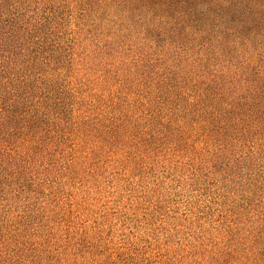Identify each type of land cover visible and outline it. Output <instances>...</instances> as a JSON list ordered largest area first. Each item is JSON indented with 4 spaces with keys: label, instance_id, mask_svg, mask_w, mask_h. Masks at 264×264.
I'll list each match as a JSON object with an SVG mask.
<instances>
[{
    "label": "trees",
    "instance_id": "16d2710c",
    "mask_svg": "<svg viewBox=\"0 0 264 264\" xmlns=\"http://www.w3.org/2000/svg\"><path fill=\"white\" fill-rule=\"evenodd\" d=\"M75 10L198 46L199 70L209 58L235 67L178 94L177 115L204 145L180 167L184 212L162 209L158 192L180 175L133 181L122 206L160 218L145 234L97 212L79 176L89 124L105 134L113 119L72 114L61 33ZM207 187L218 197L194 205ZM0 264H264V0H0Z\"/></svg>",
    "mask_w": 264,
    "mask_h": 264
},
{
    "label": "rangeland",
    "instance_id": "374dc122",
    "mask_svg": "<svg viewBox=\"0 0 264 264\" xmlns=\"http://www.w3.org/2000/svg\"><path fill=\"white\" fill-rule=\"evenodd\" d=\"M114 20L82 16L75 10L61 33L67 41L61 51L63 71L69 89L74 92L75 118L113 119L112 130H106L105 134L96 122L89 124L90 140L78 157L90 158L83 166L87 171L79 176H87L84 184L91 188V201L102 210L97 212L108 214L112 221L116 218V227L124 222L126 231L135 226L130 231L145 234L160 218L151 217V212L141 207L136 210L123 207L136 197L131 190L133 181L145 177L151 188L150 176L166 177L170 172L175 177L180 175L158 192L163 199L162 209L174 205L184 212L191 187L184 185L185 179L180 180L185 173L180 167L187 162V156H192L193 149L199 151L204 145L190 123L177 115L175 110L182 104L178 94L186 91L185 98L189 99L200 86L197 75L206 82L212 73L221 70L222 78L226 79L235 67L223 68L209 58L199 70L194 61L203 50L198 46H178L176 40L170 41L161 34L151 38L139 28H128ZM161 124L168 125L161 129ZM149 126L155 130V138L146 133L147 141H143L144 134L139 133L148 131ZM81 129L84 131L86 125ZM90 151L94 155L88 154ZM88 170L94 173L90 175ZM76 180L79 181L78 177ZM211 183L208 181L206 185ZM212 192L207 187L206 195L194 193L193 204L202 205L207 199L218 197L215 190ZM211 206L210 211L219 207L215 203ZM119 208L125 211H116Z\"/></svg>",
    "mask_w": 264,
    "mask_h": 264
}]
</instances>
